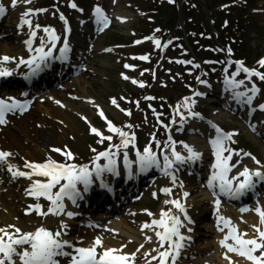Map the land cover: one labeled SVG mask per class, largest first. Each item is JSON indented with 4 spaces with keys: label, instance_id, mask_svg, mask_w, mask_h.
I'll return each mask as SVG.
<instances>
[{
    "label": "snow or ice",
    "instance_id": "snow-or-ice-1",
    "mask_svg": "<svg viewBox=\"0 0 264 264\" xmlns=\"http://www.w3.org/2000/svg\"><path fill=\"white\" fill-rule=\"evenodd\" d=\"M22 2L29 4L31 0H22ZM115 2L116 0H113V3ZM169 2L172 3L174 0H169ZM17 4L18 0H11L12 8H15ZM69 7L83 11V9H78L77 4L72 0H69ZM46 11L47 9L44 8H27L22 13L18 27L22 28L26 25L28 28V39L24 41V44L29 55L27 58L23 56L19 58L9 55L0 56V78L11 77L23 65L27 68V72L23 73L24 78L30 80L47 68L51 60H68L71 48L67 35L63 37V46L59 48V56H55L54 50L57 48L61 36L57 34L54 27L33 23L32 16ZM5 12V4L0 3V16H3ZM93 16L96 24L100 26V31L109 26V17L99 5L94 7ZM59 19L64 23V32L70 33L71 29L63 13L60 14ZM117 19L124 22L126 18L117 17ZM38 30H42L44 35L39 36V44L34 46V42L38 37ZM145 39L149 38L146 37ZM151 39L157 48L162 46L158 38L152 37ZM140 42L139 40L135 41V43ZM170 43L171 41H168V44ZM163 47H167V44H164ZM232 51L231 48L227 49L229 56H231ZM139 59L148 60L149 57L144 55L140 56ZM13 62L15 66L9 67L8 65ZM176 63L192 64L194 68L200 67L199 64L189 60H177ZM220 63L225 64L223 68L225 90L231 91L232 98L238 103L246 104L250 113L255 112L257 108L264 112V103L252 107L254 99L261 92L253 77L264 82V71L259 70L264 68V57L257 61L259 68L247 67L242 60L232 61L229 59ZM233 64L235 70L229 73V66ZM134 67V65L125 64V68ZM241 73L244 74V79H237V76ZM122 76L124 79H129L126 75L122 74ZM196 80L200 84H208L200 76H197ZM245 80L250 82V87L245 86ZM132 82L139 84L141 87L144 86V81L133 80ZM242 86H245L244 91H240ZM24 95L27 96V93H24ZM203 95V92L193 90L191 96H184L178 101L172 109L173 114L170 123L176 124L178 122L182 127L188 119L204 120L202 114L194 110L197 101L193 98ZM146 99H154V97H146ZM111 102L121 112L131 115L130 110L121 108L114 98ZM30 103L29 100L21 101L12 96H8L6 99L0 98V125L8 123L6 114H15L17 111L23 113ZM56 103L60 104V101H56ZM137 106H139L138 102ZM97 108L101 118L106 121L108 132L118 135L119 142L112 143L113 135L105 136L99 129L90 125V131L100 137L98 143L102 144L105 140L109 143L103 151H97L95 148L91 149L95 155L89 163L77 164L74 162L75 154L67 146H64V148L53 146L50 152L59 154L60 157H63L62 160L48 154L42 162L25 160L23 168L28 170H21L18 165L12 163L9 159L14 156V153L0 150V166H6L7 171L14 179L24 177L31 182L25 191L26 195L33 197L36 203L30 204L25 210V214L34 211L36 215L44 218L51 215L54 217H67L68 220H71L77 213L70 210L68 202L72 206H76L78 200L83 199V193L88 192L96 181H99L101 188L111 191L105 174L113 176L120 174L118 158L121 153L123 166L128 172L129 179L137 172L145 173L153 168L159 170L163 176L168 177L171 186H164L159 189V192L167 197L173 196V188L177 185L176 171L178 166L194 164L202 158V153L199 150L183 141L179 143L184 152L177 150L178 142L170 134V125L164 124L160 120V116L163 114L157 113L155 109H153V113L156 116L157 123L161 124L169 134L166 140L161 141L156 138L155 133H151V140L141 151L137 147L136 134L125 130L133 128L132 124L117 127L107 119L98 105ZM177 117H179V121H177ZM82 118L87 120L86 117ZM207 123L214 129L215 133L214 136L208 139L215 161L210 165L211 172L207 177L206 187L213 197L212 203L217 214V228L225 233L222 239L219 240V244L223 249H226L224 256L229 260V264H234V262L228 256V253L243 257L249 264H264V204L257 199L255 207L240 209L241 213L252 211L258 217V223L250 226L253 230L251 236H248L247 230L241 232L238 225L234 224L230 217L219 214L222 197L239 199L255 191L258 184L264 183V162L249 152H243L242 155L250 157L256 167L242 165L240 159L230 163L234 153L237 156L241 155L240 152H236L235 149L229 146L231 143H235L233 137L237 133L234 131L226 132L212 121H207ZM250 127L255 131V125L250 124ZM129 146L135 150L134 159L129 158ZM101 159L105 163H100ZM133 165H136L135 171ZM237 165H241V167L233 173V169H236ZM33 177H43L45 179H33ZM179 187L183 190V181L179 182ZM189 195L188 191H182V198L165 199L163 201L164 205H171L172 207L162 208L159 218H153L150 222L146 221L141 225L142 233L145 229H148L154 232L156 238L153 241L152 236L144 233L146 241L155 243V247L142 253L141 258L145 260V264H152L153 261L156 264H177L181 251L185 247L184 242L192 239L191 236H185L181 231L182 228H187L189 233L193 231L191 227H188L193 221L186 210L185 203L182 202L186 201ZM152 196L156 198L157 192L153 191ZM41 198L48 202L46 206L40 202ZM142 211L147 213L148 216L154 217L150 210L143 209ZM180 214L183 215V220ZM184 221H187V224ZM241 221L244 222L243 217H241ZM221 225L223 226L221 227ZM69 228V223L64 219H60L55 230H51L43 224L31 231H24L14 224L0 227V264H139L137 253L144 248L143 243L135 251L129 253L123 251L126 245H121L120 248L104 247L101 236L97 235L89 246L84 247L80 246L79 242L73 243V241L65 238ZM225 229H227L226 232ZM82 239L78 238L80 242H82ZM60 258L67 259L62 261ZM235 264H239V262L236 261Z\"/></svg>",
    "mask_w": 264,
    "mask_h": 264
},
{
    "label": "bare ground",
    "instance_id": "bare-ground-1",
    "mask_svg": "<svg viewBox=\"0 0 264 264\" xmlns=\"http://www.w3.org/2000/svg\"><path fill=\"white\" fill-rule=\"evenodd\" d=\"M32 1V0H31ZM1 3L5 4V8L7 9L8 14V21H11L15 24L8 29V30H0V40L8 36V38L0 43V56L3 55H9L14 57H27L29 55L26 45L24 44V41L28 39V28L27 26L18 27L20 23V19L22 16V13L30 7L31 3L24 4L22 0H18V4L14 9H11L10 3L11 0H0ZM120 17H125L121 14ZM33 23H42L47 24L49 23L51 26H53L57 34L61 37L64 36V26L63 23L59 19V14L56 12L47 13L44 15H39L37 17L32 18ZM44 33L41 30H38V37L34 42V46L39 44V36H43ZM92 35H89V38H92ZM16 42L14 45L12 43ZM10 41V42H8ZM75 43V39L73 37L71 38V44ZM93 44V45H92ZM87 44H80L77 45L80 47V50L84 53V57L87 56V58H84L83 61L86 62V66L84 67L87 70H94L93 66H97L95 68V72L97 68L101 69L103 67V64H98L93 61L92 58H89L90 56H94L93 54L97 52L98 54L100 50L96 47V42ZM90 59V62L88 61ZM84 63H82L83 66ZM98 64V65H97ZM9 67H14V62L8 65ZM90 67V68H89ZM107 68L106 66L104 69ZM81 70V69H80ZM19 72V69L17 72L13 75L16 76V74ZM23 73L27 72V68H23ZM96 84V83H95ZM100 84V83H99ZM98 84V85H99ZM64 88L69 90L75 88L76 92H73L74 94H78V97L81 98L85 102L82 101L80 103H75L72 101H68L67 96L65 92H62L61 90H49V92L46 95L45 103H44V109L47 116H51L53 118L54 127L59 130H69L71 129L72 125V118L69 116L71 112H75L78 114H81L83 116H87L89 118V122L93 121V110L91 108L95 106L94 104L100 106V101L97 100L99 93H97L96 88L97 85H93L90 83V80L87 79V76L82 75L79 77L71 76L69 77V80L67 83H64ZM102 86V85H101ZM231 92V91H230ZM95 99L94 103L88 104V99ZM56 101H60V104H57ZM58 109V110H57ZM59 114H54L53 111L56 113L57 111ZM219 117H224L223 115H217ZM41 120L46 123L42 118ZM24 126L23 121H17L16 124L12 128L8 127L5 129L4 134L1 136V139H6L7 147L5 151H10L14 153V156L10 157V161L16 165H18L22 170H28L23 168V164L25 160L28 161H35V162H42L39 159L40 155L46 156L48 154L53 155L56 159H61L63 157H60V155H57L55 153H51L50 149H45L46 142L48 141V135L50 133L49 130H45L41 134H34V136L31 134L26 133L25 130H22ZM210 130V131H208ZM190 131L194 133V136L191 140L192 144H194V147L199 150L202 153V157H206L207 159H210L212 162L215 161V157L212 155V150L210 144H208V139L212 136H214V130L211 129V127L207 126L206 123L200 122L198 120H192L190 121ZM18 132H23L25 134V143H23L18 136ZM14 149V150H13ZM263 162H264V148L261 150ZM244 162V161H243ZM247 162H249L247 160ZM211 165V163L209 164ZM121 169V168H120ZM209 174L211 172V167L208 166L207 168ZM3 172V173H2ZM8 171L6 169V166H2L0 176H5ZM121 174L126 177H128V172L124 168V166L121 169ZM206 173L205 175H209ZM106 175V174H105ZM111 175V174H107ZM113 176V175H111ZM139 178V177H138ZM27 181V187L30 185V181L26 178H24ZM33 179H45L43 177H33ZM10 180H14L12 177ZM10 180L7 179L4 181L3 185L0 186V206L2 208V212H0V227H5L8 224H14L18 227H20L24 231H31L34 230L36 227L43 224L46 227H49L50 225H54L55 227L58 226L59 221L54 216H48L47 218L42 221V223H34L32 220L28 219L22 214V210L27 209L28 206L34 202V200L30 196H24L25 192L18 191V194H15L14 188H11L9 186ZM207 180V179H206ZM184 190L190 191L191 197L187 198L186 201L188 202L190 206L193 208L191 210L193 214L196 212V210L201 208H208L210 206V209H215V206L212 203L213 197L211 196V193L207 191L206 189L202 188L200 183L198 184L196 182V177L191 176L187 183H184ZM174 190L180 191V187L178 185L177 188ZM173 192V195H175V192ZM172 207V206H171ZM164 208H170V205H164ZM21 209V211H20ZM162 209V208H161ZM212 210V211H213ZM135 212L137 218H141V222L137 223L138 225L129 224V220L127 218L118 217L119 214L117 213H111L110 217H108L105 221V228L111 229L113 231L117 230L119 233L117 235H111V232L109 235H107L105 232L100 231L103 227L102 225L99 226L101 229L94 234H99L102 237L107 238L106 241H104V247H113V248H120L121 245H126V247L123 249L124 252H133L136 250V248L140 244H144V248L140 250L139 253H137V256L139 258V264H145V260L142 257V253L145 250H151L153 247H155L154 242H148L145 240L146 233L149 236L153 237V241H155V235L153 231H150L148 229L144 230V233L141 232V225L144 222H150L152 217H149L147 213L143 212L142 210H137L135 208H130L128 212ZM233 215H235V219L233 222L234 224L238 225V228L241 232L244 230H247L248 236L253 235V230L250 227L253 224L258 223V217L252 212H244L241 213L237 210H234ZM19 213V214H18ZM142 213V217H138L139 214ZM219 213H223L224 217H228L231 214L226 213V209L223 207H220ZM154 217H159L157 212H153ZM241 217H243V221H241ZM67 218V217H66ZM152 218V219H153ZM202 219H207V216L204 215ZM70 221H68L69 223ZM78 224L79 221L75 220L74 223L70 222V224ZM195 227V223L191 225V228L193 229ZM207 228V227H205ZM75 229L70 226L69 231H74ZM199 232V231H197ZM105 233V234H104ZM201 234V232H199ZM224 232H221L218 230L217 227L215 228H208V232H206L205 237H208V240L206 241V247L201 250H195L189 253V255L195 254L191 261L184 262L182 261V264H215L214 260V254H216L217 259L220 261L219 264H229V260L225 258L224 253L226 252V249L219 248V239L224 235ZM202 235V234H201ZM90 231H87L83 234L84 240H87L91 238ZM192 239H194L195 235L191 236ZM74 240V239H71ZM119 242V243H118ZM110 243L111 246H108ZM132 247V248H131ZM131 249V250H130ZM188 254V253H187ZM155 255V253H153ZM228 256H230L235 264L236 261L239 262V264H249L245 260L238 259L233 253H228ZM61 260H64V258H60ZM179 262V260H178ZM156 264V263H152Z\"/></svg>",
    "mask_w": 264,
    "mask_h": 264
},
{
    "label": "rangeland",
    "instance_id": "rangeland-1",
    "mask_svg": "<svg viewBox=\"0 0 264 264\" xmlns=\"http://www.w3.org/2000/svg\"><path fill=\"white\" fill-rule=\"evenodd\" d=\"M56 1H63V0H56ZM95 1L96 0H88L85 3V6L91 7V5ZM38 2L39 0H34L36 6H38L37 5ZM97 2H99L101 5H104L107 8L108 12L111 13L113 16H115V26H113L114 28L111 29L108 33H106L104 37H102V39L98 40V44L101 45L104 53L101 56L94 58V60L98 64H100V66L101 64H103V67L101 69L97 68L96 70L97 73L95 72L93 73L92 71L90 72L84 71V73L87 75L88 77L87 79L90 80V83H92L93 85H97L96 91L97 93H99L98 100L102 104H104V107L106 108L108 114L114 117L115 115L112 114L114 113V111H117V109L115 106L110 104V101L114 98L118 100L119 103H121V105H123L124 108L129 109L128 104L122 103L121 99L122 97L126 98L129 95L128 91H135V90L138 91L140 87L139 84H134L132 82L133 80L140 81L139 71L136 69L135 66L136 62L132 58L134 50H132V48L130 47L129 49L120 51L119 49L116 48V46L112 45L116 40L114 38L115 33H120L121 35L123 34L127 38H129L130 35L133 34L134 27L132 25L133 22L135 21L136 15H134L133 13L132 5L129 4L130 0H116L115 3H113V0H97ZM50 10H54V9H50ZM257 11H258L257 12L258 16H256V20L258 21L259 26L263 28L262 29L263 32L258 34L253 41L254 49L252 53H254V57L255 56L259 57V55H264V1L263 2L259 1V7L257 8ZM118 13H124L125 15H127L128 18L127 24L119 23V21L116 19ZM7 26L8 25H5L6 30H8ZM125 41L130 42L131 40L125 39ZM13 44L15 45V42H13ZM104 47L110 50L112 49V52L111 53L106 52L105 51L106 49H104ZM125 64L134 65L135 67L125 68ZM105 66L107 68L104 69ZM96 67L97 66H95V68ZM122 74L128 76L129 79H124ZM182 77L183 76L181 75V78ZM164 81H166V77H163L161 81H158V84L164 86L165 85ZM173 91H174L173 89H168L165 90L164 92L159 93L160 101L165 102L164 96L167 97ZM68 92L69 93L67 95L70 96L68 99L75 101L76 103H79L78 99H75L74 94H72L74 90L72 89V91L69 90ZM34 107L35 108L33 109L32 113H29L26 115V117L21 118L23 119V122H25L26 124L25 126H23L22 130H25L26 133L28 131L30 135L32 134L34 136V134H41L45 130L50 129V133L48 135V141L46 142L47 147H45V149L49 148L50 146L61 147V148L67 146L68 149L73 150L74 152L82 153V149L86 148L85 141L86 139L91 138V135L89 134L88 127L83 122L81 123L80 118L76 116L75 112L72 111L71 114L69 115L72 118L71 129L64 131V130H59L57 128H53L54 127V124H52L53 118L51 116H47L44 110V106L41 103L37 102ZM53 113L59 114L58 111L56 113L55 112ZM121 115H122L121 118L118 116L115 117L118 118L117 120L119 122H124L127 116H124L123 114ZM145 115L150 116V113L147 112ZM94 116H95L94 119L96 118L97 120V116L96 115ZM41 118L46 123H44L41 120ZM259 119L262 120V117L260 116ZM242 122L244 121H239V123ZM225 127L235 128L238 127V125L235 122L227 121L225 122ZM144 128H147L145 124V120H144ZM152 129L153 127H150L148 129V132L146 133L145 136V140L143 142L147 141L148 143V138L150 136L149 134L152 131ZM142 130L143 129H141V131ZM259 135L260 133H258L256 138H258ZM18 136L23 143L26 142L25 134L23 132L18 133ZM244 137H249L253 139L252 136L248 134V132L242 133L241 139H243ZM0 142L6 146L5 143L6 141L1 140L0 138ZM250 144L252 146V149L258 154H260V152H258L257 150V147L255 146V143L253 144V142L250 140ZM257 146L259 148H262L264 147V144L261 141H258ZM39 159L40 160L45 159V156L40 155ZM14 186L18 187V185H14ZM21 188H23V186ZM202 212L203 211H200L199 215L203 214Z\"/></svg>",
    "mask_w": 264,
    "mask_h": 264
},
{
    "label": "trees",
    "instance_id": "trees-1",
    "mask_svg": "<svg viewBox=\"0 0 264 264\" xmlns=\"http://www.w3.org/2000/svg\"><path fill=\"white\" fill-rule=\"evenodd\" d=\"M210 2V5L212 4H215V0H207ZM155 2V1H154ZM157 2H159V0L156 1V4ZM161 6V5H160ZM169 9H171L172 11H169ZM159 12H162V14H165V13H168L170 14L171 16V21H168L167 23L170 24L171 27H174L175 26V22H176V19L178 17V14H177V10L175 7H168L166 5H164V7H159L158 9ZM245 14V13H244Z\"/></svg>",
    "mask_w": 264,
    "mask_h": 264
}]
</instances>
